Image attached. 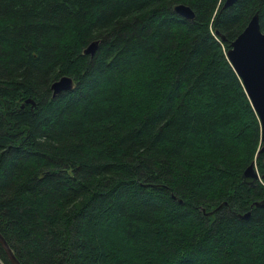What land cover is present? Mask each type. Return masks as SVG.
<instances>
[{
	"label": "trees",
	"instance_id": "trees-1",
	"mask_svg": "<svg viewBox=\"0 0 264 264\" xmlns=\"http://www.w3.org/2000/svg\"><path fill=\"white\" fill-rule=\"evenodd\" d=\"M223 1L0 0V233L21 264H264L259 121L226 57L264 0Z\"/></svg>",
	"mask_w": 264,
	"mask_h": 264
},
{
	"label": "water",
	"instance_id": "water-1",
	"mask_svg": "<svg viewBox=\"0 0 264 264\" xmlns=\"http://www.w3.org/2000/svg\"><path fill=\"white\" fill-rule=\"evenodd\" d=\"M236 0H224L222 6H229ZM173 10L183 18L191 19L193 14L191 10L182 4L175 5ZM98 41L90 42L84 49V53L94 54L97 49ZM226 57L230 62L232 69L241 80L244 92L249 99L251 107L259 121V132L261 146L257 153L264 149V33L260 31L257 13L255 12L246 22L242 30L229 43L226 50ZM73 87V80L69 76H62L51 84L53 95L70 90ZM26 103L34 105V100L27 98ZM23 106V104H22ZM242 178L250 180L259 179L260 176L254 167V161L250 162L244 168L241 174ZM263 178V176L261 175ZM225 202L219 204L205 215L213 214ZM254 206L264 208V196L259 201L252 203ZM202 211H204L202 209ZM249 212L241 214V217H247ZM0 244L4 249L10 264H21L6 239L0 233Z\"/></svg>",
	"mask_w": 264,
	"mask_h": 264
},
{
	"label": "flooded vegetation",
	"instance_id": "flooded-vegetation-1",
	"mask_svg": "<svg viewBox=\"0 0 264 264\" xmlns=\"http://www.w3.org/2000/svg\"><path fill=\"white\" fill-rule=\"evenodd\" d=\"M255 180V179H254Z\"/></svg>",
	"mask_w": 264,
	"mask_h": 264
}]
</instances>
